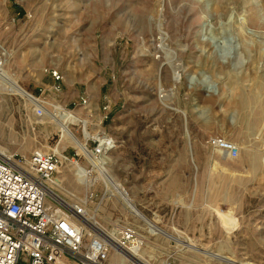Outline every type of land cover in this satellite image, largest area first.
<instances>
[{
    "label": "rangeland",
    "instance_id": "rangeland-1",
    "mask_svg": "<svg viewBox=\"0 0 264 264\" xmlns=\"http://www.w3.org/2000/svg\"><path fill=\"white\" fill-rule=\"evenodd\" d=\"M2 49L0 150L62 156L58 196L106 232L133 225L151 264H264V0H0ZM10 81L69 114L85 145L116 141L91 187L87 159Z\"/></svg>",
    "mask_w": 264,
    "mask_h": 264
},
{
    "label": "built area",
    "instance_id": "built-area-1",
    "mask_svg": "<svg viewBox=\"0 0 264 264\" xmlns=\"http://www.w3.org/2000/svg\"><path fill=\"white\" fill-rule=\"evenodd\" d=\"M5 63L2 49L0 76ZM50 74L54 85L47 91L55 96L62 91V76L57 71ZM30 96L39 102L38 117L45 115L48 107L56 110L47 98ZM209 144L232 158L239 154L238 148L225 139H212ZM115 148L116 141L104 133L89 137L82 153L89 163L88 171L94 170V160L102 165ZM66 160L76 162L74 158ZM62 164V156L53 153L36 152L29 159L0 156V264H109L113 252L123 255L141 246L133 225L117 231L114 247L86 224L84 202L72 206L53 197L58 194L51 186Z\"/></svg>",
    "mask_w": 264,
    "mask_h": 264
},
{
    "label": "bare ground",
    "instance_id": "bare-ground-1",
    "mask_svg": "<svg viewBox=\"0 0 264 264\" xmlns=\"http://www.w3.org/2000/svg\"><path fill=\"white\" fill-rule=\"evenodd\" d=\"M9 84H10V87H9L10 90L15 95H17L21 99H23L26 103H28L29 105H31L33 107V111L36 113V109L39 106V102L36 101V100H33L31 98V96H30V93H28L16 81H12V82L10 81ZM53 113L54 114H52L51 111L47 110L46 111V114H45V118L44 119H41V120L43 121L45 119H49L51 122H53L57 126H59V128L61 129V132L64 133V135H65L64 137L68 141V143L73 144L80 153H84V150H85L84 149V147H85L84 140H81L79 137H77V135H75L73 133L72 128L70 127L71 124H68V122H65V120L67 119V117H69V120L72 117H70L69 114H66V113H64V114L63 113L60 114V113H56V112H53ZM73 122H76V121L74 120ZM73 122H71V123H73ZM0 156L6 157L7 159H12V157H13V155L11 156L10 154H8V153H6V152H4L2 150H0ZM227 157H229V155ZM98 163H100V161H95V160L93 161L94 169L96 167V169H98V171H100V166H99ZM76 166H77L76 173L78 175V176L77 175L76 176L78 177V181L82 185H84V187L90 186L91 183H92L91 182L92 180L90 178H88V174L91 175L92 174V171L89 172L86 167L84 168V167L80 166V163H78V162H76ZM82 185H80V186H82ZM51 187H52L53 190H56V189H54L55 188V184L53 186H51ZM53 197L56 200L60 201V202H63V203L65 202L58 195H53ZM126 201H127L128 208L131 211H133L134 213H136V215L145 224H147L149 226L151 224V226H150V232L151 233H158V234H161V235L164 234V232L161 229L158 228V226L156 225V223H153L152 224V221L150 219H148L132 202H130L127 199H126ZM65 203H67V202H65ZM84 220H85L86 224L88 226H90L94 231H96L100 236H102L105 240H107L114 247H117V244H116L117 242L116 241L118 239V237H117V231L118 230L116 232H106V231H104L101 227H99L97 225V223L94 221V218L92 216L86 215ZM181 243L186 245L185 242H181ZM189 246L190 245H186L185 248H188ZM208 257L212 261L218 260V261H221L223 263H229V261H230V260H228L226 258H220L219 256L214 255V254H210ZM109 264H151V262L149 261V259H146L145 258L142 247L138 245V246L132 248L129 252L128 251L124 252L123 255L120 254V253H118V252H116V251L113 252L111 254V256H110Z\"/></svg>",
    "mask_w": 264,
    "mask_h": 264
}]
</instances>
